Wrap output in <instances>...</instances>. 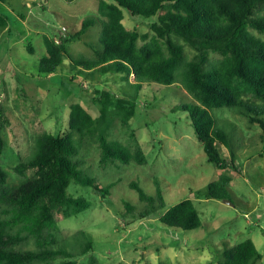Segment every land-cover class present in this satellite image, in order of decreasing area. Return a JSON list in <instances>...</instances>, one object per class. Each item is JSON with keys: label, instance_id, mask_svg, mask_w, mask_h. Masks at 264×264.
<instances>
[{"label": "rangeland", "instance_id": "rangeland-1", "mask_svg": "<svg viewBox=\"0 0 264 264\" xmlns=\"http://www.w3.org/2000/svg\"><path fill=\"white\" fill-rule=\"evenodd\" d=\"M98 6L99 0H0V12L7 15L10 27L0 29V106L6 116L1 164L8 171L5 189L18 186L32 174L30 169L19 173L16 165L31 155L36 134L66 130L72 102L83 103L99 116L100 107L93 100L95 86L112 90L126 84L118 72L98 74L96 80L80 75L73 81L69 59L65 70L40 71L39 63L47 54L45 37L60 42L76 32ZM125 14L127 27L141 31L149 30L150 21L156 19L134 17L127 10ZM101 32V24H94L67 46L75 56L92 57L94 48L88 43L97 46ZM152 91V86L145 87L137 98V113L127 122L117 116L110 128L111 138L121 139L132 148L140 146L146 160L124 163L117 159L102 164L100 150L91 140L78 156L81 167L102 186L111 188L104 193L92 186L71 184V194L83 196L92 204L73 215L57 211L59 238L70 240L82 230L94 241L93 251L80 256L77 264H92L91 256L104 264H220L223 256L215 248L223 247L225 241L235 245L252 238L262 253L255 264H264L262 127L230 108L214 109L221 126L236 138L244 172L222 170L208 160L189 111L174 108L190 102L184 95L186 90L183 93L164 86L151 96ZM220 148L225 157L231 156L225 145ZM223 172L232 176L229 197H209V185ZM134 183L144 190L143 195ZM186 198L195 202L203 225L183 229L163 223L162 213ZM163 202L165 206L160 207ZM147 211L150 214L143 216Z\"/></svg>", "mask_w": 264, "mask_h": 264}, {"label": "trees", "instance_id": "trees-1", "mask_svg": "<svg viewBox=\"0 0 264 264\" xmlns=\"http://www.w3.org/2000/svg\"><path fill=\"white\" fill-rule=\"evenodd\" d=\"M125 10L134 17L156 19L150 21L147 31L130 29L124 22ZM98 23L102 26L99 44L88 43L94 48V56H75L68 42L82 38ZM8 25L7 15L0 12V29ZM262 34L264 0H99L98 11L87 16L76 32L60 42L46 36L47 54L39 63L41 72L65 70L69 59L73 81L80 75L96 80L98 74L118 72L126 84L112 90L95 86L93 100L100 107L99 116L83 103L72 102L65 131L36 134L31 155L16 165L21 174L29 169L33 172L12 189H5L8 171L1 164L6 116L0 106V264H77L80 256L93 251L94 241L82 230L62 241L56 214L59 209L66 215L77 214L92 204L83 196L71 194V184L110 191L111 186L98 183L78 159L91 140L100 150L102 164L117 159L124 163L146 160L140 146L132 148L121 139L111 138L110 128L117 116L127 122L137 113V98L147 86L153 87L151 96L164 86L183 93L186 90L184 95L190 102L174 108L189 111L208 160L219 169L233 168L243 173L236 138L221 126L214 109L227 107L259 123L264 139ZM30 49L33 51L31 45ZM221 144L230 150L229 158L222 154ZM231 181L232 176L223 172L209 185L207 195L229 197ZM140 191L143 195L144 190ZM160 204L165 206L164 202ZM160 219L168 226L183 229L203 225L191 198L165 210ZM20 243L34 246L22 247ZM215 250L223 256L220 264H255L262 258L252 238L235 245L225 241ZM90 259L92 264H104L95 256Z\"/></svg>", "mask_w": 264, "mask_h": 264}, {"label": "water", "instance_id": "water-1", "mask_svg": "<svg viewBox=\"0 0 264 264\" xmlns=\"http://www.w3.org/2000/svg\"><path fill=\"white\" fill-rule=\"evenodd\" d=\"M227 202L231 203V201L229 199H226Z\"/></svg>", "mask_w": 264, "mask_h": 264}, {"label": "crops", "instance_id": "crops-1", "mask_svg": "<svg viewBox=\"0 0 264 264\" xmlns=\"http://www.w3.org/2000/svg\"><path fill=\"white\" fill-rule=\"evenodd\" d=\"M6 29H7V30L10 29V27L8 26Z\"/></svg>", "mask_w": 264, "mask_h": 264}, {"label": "built area", "instance_id": "built-area-1", "mask_svg": "<svg viewBox=\"0 0 264 264\" xmlns=\"http://www.w3.org/2000/svg\"><path fill=\"white\" fill-rule=\"evenodd\" d=\"M64 29H66V27L64 26ZM57 41V40H56Z\"/></svg>", "mask_w": 264, "mask_h": 264}]
</instances>
